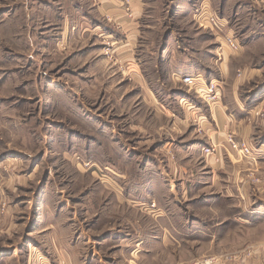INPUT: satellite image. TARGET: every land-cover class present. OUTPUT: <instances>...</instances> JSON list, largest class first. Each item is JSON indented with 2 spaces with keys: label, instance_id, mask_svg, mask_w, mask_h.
<instances>
[{
  "label": "rangeland",
  "instance_id": "374dc122",
  "mask_svg": "<svg viewBox=\"0 0 264 264\" xmlns=\"http://www.w3.org/2000/svg\"><path fill=\"white\" fill-rule=\"evenodd\" d=\"M142 1L129 53L99 0H0V264H264V0ZM185 73L243 119L234 182L206 184L212 105ZM134 236L155 255L129 263Z\"/></svg>",
  "mask_w": 264,
  "mask_h": 264
},
{
  "label": "crops",
  "instance_id": "0c3cea01",
  "mask_svg": "<svg viewBox=\"0 0 264 264\" xmlns=\"http://www.w3.org/2000/svg\"><path fill=\"white\" fill-rule=\"evenodd\" d=\"M97 6V7H96ZM92 12L94 11V13L99 14L103 17V15H106L108 17V19L110 21H112L113 23H116L117 25H121L123 26V30L125 31V41L121 44V46L119 47L120 49H125V50H131L132 53L133 49H134V45H135V40L137 38V35L139 34V19L142 16L143 13V1L142 0H130L129 1V5L126 7L124 6V2L123 0H99V3H97ZM173 72V71H172ZM176 73V75L178 74L176 71H174ZM184 74V73H183ZM185 74H189L192 75L191 73H185ZM179 76V75H178ZM220 102V101H219ZM235 109L234 111H236L235 113H238L239 111L242 110V102L241 101H236L235 102ZM217 104V103H216ZM210 112H209V116H210V126H207L206 130L208 132V137L206 136L205 143L203 145V147L208 146L209 144H218V149H217V153L215 155H211V156H204L203 152H201V155L204 156V166L203 167H212V172H211V177L210 180L208 182H206V184H208L210 187H213L215 184L217 183H221L219 182L220 178H224V174L221 173V171H224L226 169V167H231V169L235 172L236 169V163L235 161H240L238 159H235V156L233 154H231V152H229L228 146H227V142H226V136H227V131H236L239 135L241 134V131L239 130V128L237 127V125L239 123H241V121L243 120L242 117H239L237 114H234V112L232 111H228L227 106L226 105H212L210 108ZM238 110V111H237ZM242 112V111H241ZM240 114V112L238 113ZM203 117L200 118V122L203 123ZM241 128H247V127H241ZM240 128V129H241ZM227 132V133H226ZM245 139L247 140V142L250 143V141L248 140V138L245 137ZM226 150L227 156L229 157L230 161H224L223 159L220 161V155L222 154V156L224 155V152ZM222 151V152H221ZM237 156V155H236ZM219 157V158H218ZM216 158L218 160H216ZM241 159V158H239ZM243 161H249V158H244L242 159ZM251 161V160H250ZM217 169V170H216ZM223 169V170H222ZM221 170V171H220ZM219 171V172H218ZM226 171H224L226 173ZM169 173V172H168ZM220 174V178L217 175ZM225 176H227L228 180L227 181H232L233 179L236 181V175H230V173H226ZM232 178V179H231ZM233 180V182H234ZM183 182V185H185L184 183V179H181V183ZM194 188V186H192ZM190 191V192H189ZM188 189L185 188L184 186H182L180 194L181 197H187L188 192L190 194H193L195 191H193L192 189ZM172 191H170L171 193ZM222 193V194H221ZM243 191H239L236 188V184H227L225 185V187H223L222 192H220L219 194L223 195V197L225 198H229L234 200L235 197L236 198H241L244 196ZM219 194H214L212 201L210 202V205H212V207H216L218 206L219 203H217L215 199L219 198ZM243 195V196H242ZM194 198L198 197V196H193ZM211 208V207H210ZM245 214L247 212H244ZM250 213V212H248ZM233 220L234 223H236V217H235V213L233 212ZM242 219V218H241ZM244 220V219H243ZM246 222V220H244ZM160 229L163 231L165 230L166 232L168 231V228L166 225H164L163 227L161 226ZM199 234V237H203L201 236L200 232L202 231L200 228L197 230ZM164 233L165 235L162 236L163 238H161V244L160 246H164V247H168L169 246V242H172L170 240V238L168 237L167 233ZM193 234V232H192ZM214 236H210V238H206L207 240L210 239V241L213 239ZM202 238V239H203ZM169 239V240H167ZM133 241H129V242H124L126 243L125 246L127 248H131L130 253H129V259L128 262L129 263H135L136 261H138L139 259H141V257L143 256H151V255H155V254H149L147 252L146 249H143V246H145L146 243H144V240L139 239V237L134 236V238L132 239ZM155 243H157L155 240H153ZM172 244V243H171ZM149 254V255H148Z\"/></svg>",
  "mask_w": 264,
  "mask_h": 264
},
{
  "label": "built area",
  "instance_id": "2783aa9c",
  "mask_svg": "<svg viewBox=\"0 0 264 264\" xmlns=\"http://www.w3.org/2000/svg\"><path fill=\"white\" fill-rule=\"evenodd\" d=\"M125 1L127 4H129L130 0H123V2ZM201 13L205 14V16H203L200 21L204 22L205 24H208L209 26L218 27L219 19L217 16L208 14L207 12ZM225 44L233 52H236L239 48V44H237L235 39L231 36L225 37ZM179 80L189 88H193L195 93H197V95L201 99H203L209 106L214 105L219 100L220 95L217 84L214 80L206 82L200 75H186L184 77H180ZM226 141L231 144V149L237 152L236 154L239 158L252 156L254 159L252 148L247 142L236 141L234 136L230 133L227 134ZM217 149L218 145L211 143L208 146L203 147L202 152L206 156H211L217 153Z\"/></svg>",
  "mask_w": 264,
  "mask_h": 264
}]
</instances>
